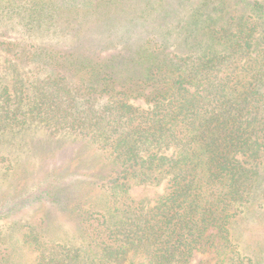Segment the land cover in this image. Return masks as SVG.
<instances>
[{
    "label": "trees",
    "instance_id": "obj_1",
    "mask_svg": "<svg viewBox=\"0 0 264 264\" xmlns=\"http://www.w3.org/2000/svg\"><path fill=\"white\" fill-rule=\"evenodd\" d=\"M0 205V264H264V0H0Z\"/></svg>",
    "mask_w": 264,
    "mask_h": 264
},
{
    "label": "rangeland",
    "instance_id": "obj_2",
    "mask_svg": "<svg viewBox=\"0 0 264 264\" xmlns=\"http://www.w3.org/2000/svg\"><path fill=\"white\" fill-rule=\"evenodd\" d=\"M6 162H9V160H5ZM22 171H19L18 174H21ZM24 181V178H21L19 179L17 182V184H22ZM4 187L5 185H2V190H4ZM1 190V191H2ZM150 196H153L154 194L156 193H153V191H151L150 193ZM8 206L6 205H0V215L2 214L3 210H5ZM3 219L0 217V224L2 223ZM13 236L12 234H8V237H11ZM13 256H14V260L16 261H19V262H24L25 263H28L29 262V259H30V254L29 252L24 248H21V247H17L14 252H13ZM201 257H203V255L201 254H196L195 255V258L193 259V263H195L197 260H199Z\"/></svg>",
    "mask_w": 264,
    "mask_h": 264
}]
</instances>
